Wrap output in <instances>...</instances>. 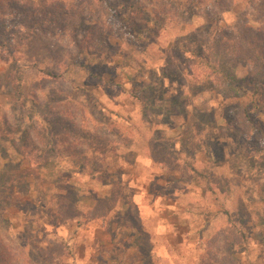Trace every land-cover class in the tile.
<instances>
[{
	"label": "rangeland",
	"instance_id": "rangeland-1",
	"mask_svg": "<svg viewBox=\"0 0 264 264\" xmlns=\"http://www.w3.org/2000/svg\"><path fill=\"white\" fill-rule=\"evenodd\" d=\"M0 264H264V0H0Z\"/></svg>",
	"mask_w": 264,
	"mask_h": 264
},
{
	"label": "trees",
	"instance_id": "trees-1",
	"mask_svg": "<svg viewBox=\"0 0 264 264\" xmlns=\"http://www.w3.org/2000/svg\"><path fill=\"white\" fill-rule=\"evenodd\" d=\"M211 62H212V61H210V60H208V61L205 60V61H204V63H207L209 66H211V67L213 68V71H214V72L219 73V72H217V68L215 67V65L212 64ZM19 254H20V253H19ZM20 256H21V254H20ZM40 259H43V258L40 257Z\"/></svg>",
	"mask_w": 264,
	"mask_h": 264
}]
</instances>
